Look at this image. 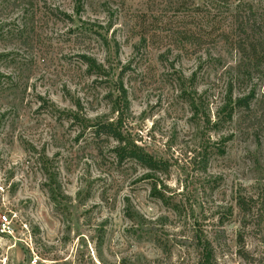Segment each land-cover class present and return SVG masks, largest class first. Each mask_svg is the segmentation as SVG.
Wrapping results in <instances>:
<instances>
[{"label":"rangeland","instance_id":"1","mask_svg":"<svg viewBox=\"0 0 264 264\" xmlns=\"http://www.w3.org/2000/svg\"><path fill=\"white\" fill-rule=\"evenodd\" d=\"M73 2L0 0V264H264V100L253 128L211 126L249 89L200 19L215 5ZM251 195L260 223L242 230Z\"/></svg>","mask_w":264,"mask_h":264},{"label":"trees","instance_id":"2","mask_svg":"<svg viewBox=\"0 0 264 264\" xmlns=\"http://www.w3.org/2000/svg\"><path fill=\"white\" fill-rule=\"evenodd\" d=\"M208 2L209 9H212V5H215L214 11L216 13L210 14L209 11H205L200 19L202 20L203 18L204 21L211 24L208 27L209 29L214 28L213 31H218V35L215 37L220 39L219 42H221L224 51L230 52L236 57L232 69L234 85H236L237 89L249 88L248 90H242L244 93L240 94V97L234 101L231 107H229V110L226 111L227 113L215 118L211 122V126L219 129L223 124L231 121L232 114L234 115L236 113L238 114L237 125L240 129L244 123H247L246 127L253 128L254 123L257 124L258 121H262L260 117L264 119V106H261L259 109L261 116L258 118H256V112H251L250 109L253 103L258 100H262L260 103H263L264 100V6L255 9L251 3L238 0L233 5L230 3V0H208ZM20 4L25 5L29 9L32 7L33 0H12L11 3L15 7H18ZM73 4L74 13L79 15L83 6L81 0H74ZM179 9L184 13L190 14L191 12L181 4H179ZM174 12L178 13L179 11L172 10V13ZM213 16H215L216 20L213 19ZM164 31L170 32V29ZM177 41L180 43H188L190 45L189 47H192L194 50L201 48L203 45L202 41L192 33L183 35ZM79 58L88 65V59L85 56L80 55ZM258 86L262 89L260 90V94H258L259 88H257V92L255 90ZM257 97L259 98L257 99ZM69 119L72 122L80 121L78 116L74 114H70ZM256 126L260 127L261 125ZM95 127V132L98 135L102 133L110 135L113 138L119 136L115 130H112L107 125L97 124ZM260 131L261 134L264 133V125ZM128 155V157L135 158L131 154ZM145 164L149 169H155L156 167L155 164L149 162H145ZM260 206L261 203H258L257 197L254 198L252 195L247 197L238 196L235 198V207L241 216L240 224L242 230L246 229L247 223L253 221L254 224H252L251 228L259 226L260 220L258 219L259 215H257V212L260 211ZM202 243L201 250L197 252V255L204 253L203 255L209 259L208 257H211L213 252L211 242L205 239ZM247 261L248 264H253V260L250 261L248 259Z\"/></svg>","mask_w":264,"mask_h":264},{"label":"built area","instance_id":"3","mask_svg":"<svg viewBox=\"0 0 264 264\" xmlns=\"http://www.w3.org/2000/svg\"><path fill=\"white\" fill-rule=\"evenodd\" d=\"M6 221V217L5 216H1V218H0V222H5Z\"/></svg>","mask_w":264,"mask_h":264}]
</instances>
